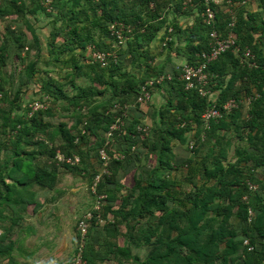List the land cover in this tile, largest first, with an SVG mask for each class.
<instances>
[{"label":"trees","instance_id":"1","mask_svg":"<svg viewBox=\"0 0 264 264\" xmlns=\"http://www.w3.org/2000/svg\"><path fill=\"white\" fill-rule=\"evenodd\" d=\"M183 1L0 0V20H21L37 56L22 55L30 42L20 27L0 30V264H24L15 226L39 213L44 201L33 187L53 190L60 168L90 179L96 195H105L88 220V238L78 227L81 264H264V12L249 14L247 0H230L239 51L222 53L203 71L219 90L217 104L233 100L234 106L206 127L202 116L209 98L200 95L199 85L186 89L182 66H170L180 55L199 65V55L210 48L212 28L199 16L204 5L186 10ZM259 2L264 9V0ZM173 9L184 17L195 11L192 25L170 21ZM215 10V28L226 34L230 14L218 5ZM38 12L48 17L56 12L46 53L68 71L62 82L41 77L40 87L32 82L43 71L38 59L43 47L27 18ZM157 40L167 52L161 64H155ZM246 47L257 67L242 62ZM91 51H104V67ZM12 58L15 66L7 75L4 67ZM162 75L172 78L159 84ZM14 79L18 86L11 93ZM31 85L37 99L24 107ZM143 86L151 97L138 102ZM155 93L165 98L160 106L152 103ZM252 94L259 96L243 115L242 101ZM34 101L43 107L32 112ZM143 106H149V122L141 119ZM176 142L188 144L187 157L174 152ZM102 149L109 158L104 167ZM58 154L79 162H58ZM128 177L134 181L130 187ZM143 248L144 258L134 252Z\"/></svg>","mask_w":264,"mask_h":264},{"label":"rangeland","instance_id":"2","mask_svg":"<svg viewBox=\"0 0 264 264\" xmlns=\"http://www.w3.org/2000/svg\"><path fill=\"white\" fill-rule=\"evenodd\" d=\"M224 9L230 15L235 12V6H224ZM190 13L192 14V16H189V18L193 19L196 16L195 11ZM56 15V12H54L52 17H48L41 12H38L35 16L29 14L27 15V18L29 19L30 23L34 25V27L36 28V32L38 33V35H40L39 37L41 38V41L44 46V50L40 53L38 58L40 59L39 67L43 69V71H48V73H42V71L33 80L32 85L35 81H37L38 87H40L41 85V77L51 76L58 82H62L63 78L68 72L65 70V68H63L62 64H56L55 61L47 55L48 53H46V43L49 39L50 32L54 28V18H56ZM168 15V19L170 21H172V19H175L177 20L179 25L190 24L185 23L186 17H184L183 12L180 13L176 9L170 10ZM19 21L20 22L17 23V21L6 20L5 22H2L0 20V30H4L6 27H10L12 29H15V27L17 26L20 27L24 31L23 33H25L27 40L30 42L28 49H25L22 55L25 54L28 59H34L37 56L36 51L31 46V34L25 28L23 22L21 20ZM168 31H172V28L168 27ZM163 32H165V29L161 32V34H163ZM57 41L61 42L63 40L60 38ZM153 49L157 54H160L156 59L155 63L159 64L161 60L166 59L165 55L167 52L164 50L163 42H161V40H157L155 43H153ZM185 58V56L181 55L173 56L171 59L170 66H173V64L175 63H183L185 61ZM14 66L15 63L14 59L12 58L8 62V65L4 67V71L7 75L12 74ZM10 84L11 93H14L18 86V79H14L10 82ZM32 85L28 86V91L23 96L24 98L22 105L24 107L31 104L33 100L37 99V96L32 91ZM65 89L67 91H70L72 89V86L65 87ZM155 97L156 98L152 100L153 105L160 106L162 103H164L165 98H163L162 93H156ZM63 103L64 102L61 101L59 102V108H62L60 104ZM148 108L143 106V111L141 112V119H145V121L147 122H149ZM246 109L247 107L245 106L243 109V115L246 114ZM21 112H24L23 108ZM60 113L62 114L63 112L61 111ZM56 114L57 113H55V115ZM191 134H193V132H191ZM190 144H193V141L189 140V146ZM189 146L188 144L180 145L176 142L174 146V152L178 155L179 158H185L189 155ZM89 161L90 163L93 161L92 165L94 169L101 171V166H98L96 164L97 160L90 159ZM150 161L152 165L155 164V159L153 157L150 159ZM177 174L179 175L182 173L177 172ZM129 175L131 176L132 173H130ZM119 179L121 180V177H119ZM133 182L134 181L132 177H128L126 179V186L130 187ZM33 190L36 193V198L41 199L44 202L42 208L36 216L28 217L25 221L20 222L19 226H15L13 239H20L22 243H19L25 250V256H21L18 259L24 264H66V261L68 259L70 263H76L80 256V246L77 242L78 221L84 215V213L94 208L95 204L98 201V195H96L95 190L92 189L90 179L83 177V175L73 173L72 171H67L64 168H60L59 180L53 190L41 189L36 186L33 187ZM123 194H125V192ZM39 208L40 207H38L37 209L39 210ZM8 211L12 210L10 209ZM8 211H5L4 213L6 215L10 214L8 213ZM99 228L100 227L96 228V230H98ZM86 238H88V235H86ZM134 252L136 253V255H142V257L144 258L145 254L148 252V249H134ZM71 257L72 259H70ZM108 262L109 264H114V261L110 262L108 260Z\"/></svg>","mask_w":264,"mask_h":264},{"label":"built area","instance_id":"3","mask_svg":"<svg viewBox=\"0 0 264 264\" xmlns=\"http://www.w3.org/2000/svg\"><path fill=\"white\" fill-rule=\"evenodd\" d=\"M45 2L46 5L50 4V0H42ZM197 0H185L184 5L185 6H193L194 2ZM201 3L204 5V8L202 9V11H200V17L202 18V21L205 25L212 27V30L209 34L210 36V48L207 52L202 53L201 57L203 59V61L198 65V66H194V65H190V64H185L182 67V72H181V78L187 81L186 84V89H190L192 87H197V85H199V93L202 97H206V98H210L212 95V89L210 86V81L208 79V76L206 73H204V68L207 66V64L212 61L215 60L221 53L227 51L228 49H237L235 46V40L233 39V35H231V33H229L227 36H221L219 34V32L214 28L215 24H216V10H215V5H220L224 2V0H200ZM228 3H230V1H228ZM235 19L232 16V22H230L229 26L232 27L234 25ZM118 38L122 41L123 36L121 33L116 32ZM27 49V48H26ZM245 57H246V61L247 63H250V65H252L253 67H257V63L254 59V55L249 51L246 50L245 51ZM92 57L95 58L96 61L102 63L105 60V55L103 53L100 52H96V53H92ZM169 79L171 78L168 77ZM159 80V81H158ZM158 80H156L157 83H161L164 79L163 77L159 78ZM197 83V84H196ZM149 84H153L152 82H150ZM259 96V94H252L251 96H249L246 100H243L242 102L245 103V106L248 107V105L251 104L252 100L256 99ZM151 94L149 92V90L147 89L146 86H144L141 90V96L138 98L139 101H142L143 99H150ZM218 98H216L215 100L211 101V106L206 110V112L203 114V118H204V123L205 126H208V123L210 120L215 119L217 121V119L222 118V110L226 111L229 110L231 107L234 106V101L230 100L225 102L222 105H218L217 104ZM32 106V112L36 111L40 108L43 107V105L38 102V101H34ZM221 108V109H220ZM120 121L117 122V124ZM117 128V125L114 123L111 127V130L106 133L105 135L107 137L111 136V132L112 129ZM193 145V144H191ZM100 157L101 160L103 161V167L106 166V161L109 159L106 152L102 149L100 150ZM56 159L58 160V162H64L66 161L67 163H71V164H75L79 162V159L76 157L74 159L72 158H67L65 159L64 157H62L60 154L57 155ZM103 171H106L105 169ZM102 172V171H101ZM102 174V173H100ZM100 180V175H98L95 179L96 182H98ZM251 189H253L254 187L251 185L250 186ZM97 196L98 197V201L95 204L93 211H98L100 210V205H101V200L104 199V195L103 196ZM93 217V212H87L83 219L80 220L79 222V229L82 235V238L84 239V236L87 232V222L88 220H90ZM83 239L81 240L79 246H80V251H82L84 242ZM81 261V258L79 256V259L76 263L74 264H79Z\"/></svg>","mask_w":264,"mask_h":264},{"label":"clouds","instance_id":"4","mask_svg":"<svg viewBox=\"0 0 264 264\" xmlns=\"http://www.w3.org/2000/svg\"><path fill=\"white\" fill-rule=\"evenodd\" d=\"M228 1H230V0H228ZM228 1H225L224 0V2L222 3V4H220V5H218V6H220V8L221 9H223L224 8V6H226V7H231V6H233V4L231 3V1H230V3H228ZM184 2H185V0L183 1V6H184V8H186V10H191V9H194V8H196L198 5H197V3H201V1L200 0H197V1H195L194 2V5L193 6H185L184 5ZM202 4V3H201ZM224 5V6H223ZM223 7V8H222ZM50 10L49 11H51V9L52 8H49ZM199 16H200V12H199ZM232 16L234 17V19H235V22H234V25L232 26V27H230V29H229V31L228 32H226V34H223V33H221V32H219L215 27V29L219 32V34L222 36H227L229 33H231V35H233V39L235 40V46H236V48L237 49H228L227 51H232V52H234V53H238V51H239V47L237 46V40L235 39V34H234V31H233V28L235 27V25H236V12H234L232 15H230V18H231V22H232ZM216 20H217V14H216ZM230 24V23H229ZM212 28V27H211ZM212 30V29H211ZM171 32V31H170ZM211 32V31H210ZM210 34V33H209ZM117 35V34H116ZM210 37V36H209ZM123 40H124V38L122 39V41L120 42V43H122L123 42ZM167 40H169L168 39V37L166 38V40H165V42L167 41ZM209 45H210V43H209ZM90 50V49H89ZM246 50H249L253 55H254V59H255V61H256V63H257V66H258V62H257V58H256V56H255V54L251 51V49L250 48H248V47H246L245 49H244V51L242 52V62H246L247 63V61H246V57H245V51ZM227 51H225V52H227ZM97 52H100V51H97ZM225 52H223V53H225ZM92 53H94V52H90L89 53V55L90 56H92ZM100 53H103L104 55H105V53H104V51H101ZM222 54V53H221ZM220 54V55H221ZM201 55L202 54H200L199 55V58H201L202 59V57H201ZM203 60V59H202ZM99 64H101V66L102 67H104L103 65H102V63H100L99 62ZM185 64H189L188 62H187V60H186V63ZM185 64H183V65H180V66H184ZM191 65V64H190ZM194 66H198V65H194ZM177 67H179V66H177ZM161 77H163V79L165 80V79H168V80H170L168 77H170V75H168V76H165V75H162V76H160L159 78H161ZM159 78H156V80H158ZM160 84V83H159ZM144 87V86H143ZM212 89V88H211ZM142 90V89H141ZM0 97H1V95H0ZM138 101V100H137ZM254 188L253 189H255L256 188V186L255 185H252ZM251 189V188H250ZM253 189H251V190H253ZM103 196V195H102ZM105 196V195H104ZM90 211H92V212H94L93 211V208L91 209V210H89L88 212H90ZM87 213V212H86ZM86 213H84V215L86 214ZM84 215L79 219V222H80V220H82L83 219V217H84ZM78 222V223H79ZM88 223V222H87ZM80 244V243H79ZM83 249V248H82ZM81 253H82V251H80V258H81ZM83 261H82V258H81V261H80V263L79 264H81Z\"/></svg>","mask_w":264,"mask_h":264},{"label":"crops","instance_id":"5","mask_svg":"<svg viewBox=\"0 0 264 264\" xmlns=\"http://www.w3.org/2000/svg\"><path fill=\"white\" fill-rule=\"evenodd\" d=\"M50 8H52V7H50ZM245 8H246V12L247 13H249V14H252V13H259V12H264V9H263V7L260 9V2H259V0H247L246 2H245ZM50 9L49 8H47V11H49ZM51 13V12H50ZM186 24L187 23H190L189 25H192V23H193V21H192V19H190L189 17H186V22H185ZM40 36V35H39ZM40 41H41V38H40ZM41 43H42V41H41ZM42 47H43V50H44V46H43V43H42ZM162 63V60H161V62L159 63V64H161ZM183 63H186V58H185V61L183 62ZM183 63H179V64H176L175 63V65H180V64H183ZM155 64H157V63H155ZM36 90V89H35ZM212 93V95H211V97L209 98V102H211V101H213V100H215L216 98H218V96H219V90H216V89H213V91L211 92ZM156 96V93L154 94V99L156 98L155 97ZM155 106V105H154ZM86 235V234H85ZM81 237H82V235H81ZM61 254H62V251H61ZM70 259H72V257L70 258ZM69 260V259H68ZM66 261V264H68L70 261ZM74 264V263H73Z\"/></svg>","mask_w":264,"mask_h":264}]
</instances>
